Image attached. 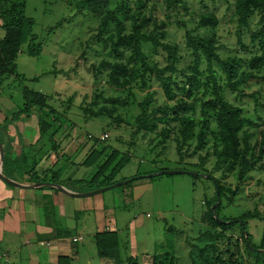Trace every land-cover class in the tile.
I'll use <instances>...</instances> for the list:
<instances>
[{
	"label": "rangeland",
	"instance_id": "1",
	"mask_svg": "<svg viewBox=\"0 0 264 264\" xmlns=\"http://www.w3.org/2000/svg\"><path fill=\"white\" fill-rule=\"evenodd\" d=\"M80 1L82 0H25L24 14L33 19L32 33L36 37L35 43H41V48L37 55H29L27 45L21 46L15 64L17 73L21 74L22 77L9 75L2 80L0 102L8 98V100H12L21 106L23 102L22 87L44 94L48 107L53 108L57 115L60 114L58 122L63 126L61 131H67L65 138L63 135L58 143H61V146H66L63 151L67 148L78 151L81 157L77 163L81 162L84 155L91 149V142H94L88 137V134L97 139L100 138L99 143L95 145L99 151L103 150L100 160L89 166L83 165L77 168L73 166L75 178H83L87 170H90L91 174H88L86 179L90 178L96 171V164L103 162L112 150L117 151V156L110 164V169L124 154L128 153L129 159L112 174L111 184L129 180L135 177L137 173L148 172L146 174H149L156 167L199 173L198 176L188 173L154 176L143 179L142 185L137 187L124 184L92 195L104 200L103 227L107 226L117 232L121 258L133 257L131 264H152L153 256L168 253L177 259V264H190L188 255L190 243L195 241L199 231L206 228L202 218L206 209L205 203L210 202L213 196L214 178L209 179L203 176H207V174L203 172L202 168L193 165V162L198 161L197 155L192 156L191 159L186 158L183 162H178L175 145H173L174 141L171 139L175 129L178 128L175 121L169 122L168 126L173 130H171L170 138L166 143L167 147L163 153L160 152L162 150L161 144L154 147L157 141V139H153L154 134L144 137L132 136L131 124L139 112L135 103L143 100L149 92L152 93L155 101H163L161 88L154 81L149 87L142 89L134 84L131 90L136 97L135 103L118 106L112 116L103 118H88L86 116L82 107L94 100H96L97 106L103 104L108 106L110 105V102L107 101L108 98L118 96L125 98L128 95V89L115 88L107 84L104 73L99 78H94L92 70L98 67L101 61L124 60L114 59L115 55L109 43H103L99 40L97 36L98 18L87 8L81 7ZM120 1L110 0V7L113 9ZM183 1L186 8L178 6L175 11L166 9L164 0L146 1L147 8L155 4L153 13L157 14L158 19H164L168 24L166 27L167 38L179 46L181 59L178 62V68L187 73L186 67L193 60L192 55L183 45L182 26L195 27L200 15L207 13L214 14L218 22L214 32L217 36V53L220 59L234 57L238 47L235 36L233 0L227 2L222 0ZM3 34L4 31L0 28V37ZM106 36L107 34L104 33L100 37L103 40ZM144 48L148 51V44H144ZM150 54L154 61L157 60L160 65L163 64V54L160 51L156 55ZM204 66V63L200 64L201 69ZM217 69L219 70L218 67ZM174 76L176 82L181 86L185 81L183 75L177 73ZM224 91L228 99L242 106L248 117L254 120L256 125L248 128V132L252 134L253 139L258 140L259 147L264 150V83H253L249 87H244L246 93L259 91L256 95L257 103L251 97L245 96L242 99L235 97L236 93L227 88H224ZM174 92L178 96L182 94L180 90L176 89V85ZM173 103L174 100L172 99L170 104ZM116 116L121 118V126L119 127L115 126L114 118ZM195 118L197 121L200 119L199 105L195 107ZM27 119L26 123L23 120L19 121L16 130L17 132L18 130L22 131L25 127V132L32 142L30 144L33 146L30 148L33 152L31 155L37 159L41 158L42 161L43 156H45V149L50 152L47 157L53 155L52 144L46 137H41L39 140L36 114H32ZM67 124H74V126L69 129ZM200 128L201 124L198 123L194 137L189 141L192 146L197 143L196 133ZM104 133L107 136L102 137ZM59 136L61 137L60 133H57L55 140L58 141ZM25 142L29 144L28 141L25 140ZM211 145L212 140H209L200 149V152L204 155L206 151H211ZM55 146L56 148L59 147L56 143ZM261 156V160H264V153ZM155 157L157 163L153 164L152 161ZM214 160V156L209 155L204 168L212 170ZM68 166L67 164L66 167L68 168ZM66 172L63 170L61 177ZM212 173L216 178L221 174L220 170H214ZM143 176L146 175L143 174ZM221 183L230 186L232 190L236 187V182L231 175L226 177L224 181L222 180ZM73 185L81 190L88 188L85 183ZM89 197L91 196L87 198ZM44 206V213L48 218L49 214L51 215L52 204L47 200ZM97 213L95 209L76 211L72 229L81 233L83 240L78 243V254L71 264H115L112 259L97 255L93 235L90 234L91 231H98L95 229L98 224ZM246 213L253 214V216L245 218L244 232L249 238L248 249L255 255L247 257L244 253V260L246 264L248 262L252 264L256 259L257 264H262L261 259L264 257V171L253 170L249 172L248 179L239 185L237 193L233 195L228 193L223 196L217 209V215L220 219L239 217ZM2 216L5 219V214L0 211V217ZM14 218L17 216L14 215ZM47 218H45L46 221ZM239 224L240 221L233 224L234 229L228 230L227 234H232L233 238L239 237ZM17 228L20 231L15 245L19 251L15 250L14 246L12 249L7 248L10 242L0 239V254L9 250L12 253L9 262H4L0 256V264H46L49 249H44L37 241V237L31 231V224L27 221H21ZM25 239L31 245H26ZM80 240L78 239V241ZM44 244L49 246L48 242ZM28 247L36 249L30 256L26 253ZM251 249L256 250V253ZM127 262L126 260L122 264H127Z\"/></svg>",
	"mask_w": 264,
	"mask_h": 264
},
{
	"label": "trees",
	"instance_id": "2",
	"mask_svg": "<svg viewBox=\"0 0 264 264\" xmlns=\"http://www.w3.org/2000/svg\"><path fill=\"white\" fill-rule=\"evenodd\" d=\"M146 1L121 0L113 9L110 7V0H82L79 2L81 7L87 8L98 18L97 36L99 40L109 43L115 55L114 59L124 60L101 61L98 67L92 70L94 78H99L104 73L107 84L115 88L128 89V95L125 98L119 96L108 98L107 101L110 102L108 106L106 104L97 106L96 100H94L82 107V110L88 118L110 117L116 112L118 106L135 103L136 97L131 90L134 84L142 89L149 87L152 81L158 83L163 101H155L152 93L149 92L143 100L135 103L139 112L131 124L132 136L144 137L154 134L153 139H157L154 147L161 144L160 152L163 153L167 147L166 143L170 138L171 130H173L168 126L169 122L175 121L178 128L175 129L171 139L174 141L178 162L197 155V162L191 160L193 165L202 168L203 172L208 175L207 178H214L215 181L212 199L205 203L206 209L202 218L206 228L199 231L195 241L190 243L188 250L190 264H246L244 253L247 257L255 254H252L248 249L249 238L244 232V220L253 214L246 213L239 217L220 219L217 209L223 196L228 193L231 195L237 193L239 185L248 179L249 172L264 171V160H261L264 150L259 147L258 140L253 139L252 134L248 132V128L255 126L256 123L251 117H248L242 106L225 96L224 88L235 92V97L240 99L245 96L251 97L257 103L256 95L259 91L246 93L244 87H249L253 83H264V0H233L235 36L238 47L234 57L220 59L217 53V36L214 28L218 22L214 14L200 15L193 28L183 25V45L193 57L192 63L186 67L187 73L178 68V62L181 59L179 46L167 38V22L164 19H158L157 14L153 13L155 4L147 8ZM24 5L25 0H0V28L4 31L3 36L0 37V84L9 75L22 77L16 71L15 60L23 44L27 45L29 55H37L40 52L41 43H35L36 37L32 33L34 21L25 16ZM164 5L166 9L173 11L178 6L186 8L183 0H164ZM127 27L129 28L127 29ZM104 33L107 36L102 40L100 36ZM144 44H148V51L144 48ZM159 51L163 54L162 65L157 60L154 61L150 54L156 55ZM201 63L205 64L203 69L200 68ZM177 73L182 74L185 78L181 86L175 80L174 75ZM175 85L176 89L182 92L179 94L180 96L174 92ZM22 95L21 106L10 100V108H0V119L2 120L0 132L8 135V124L21 120L26 121L32 114H36L39 139L46 137L52 144L51 149L55 150L54 136L60 133L65 138L67 132L61 131L63 126L58 122L60 114L57 115L53 108L48 107L44 94L22 87ZM172 99L174 103L170 104ZM196 105L200 107L199 121L195 118ZM114 121L116 127L121 126L119 116H116ZM198 123L201 124V128L196 133L197 143L192 146L189 141L194 137ZM211 124L213 125L211 126ZM66 126L71 129L74 124ZM88 135L94 142H91V149L81 160V164L87 166L100 160L103 153V150L99 151L95 147L100 138ZM104 135L107 136L104 133L102 137ZM209 140H212L211 151L208 150L203 155L200 149ZM0 141H2L1 138ZM10 146L11 138L5 144V150ZM209 155H213L215 159L212 170L204 168ZM116 156V150L110 151L103 162L99 161L101 163L96 164V171L90 179L84 181L72 180L71 177L63 180L60 170H54L51 174H47L45 171L42 174H37L38 170L36 169L39 168L41 158L37 159L32 155L30 162L28 153L24 152L11 157L10 152L6 151L3 156V171L9 176L12 171H16L20 176L27 173L32 183L51 182L61 185H64L65 181L85 183L89 189L84 191H87L112 183V174L129 159L128 153L124 154L110 169V164ZM152 162L153 164L157 163L156 157ZM161 169L156 167L150 172ZM214 170H220L219 177H214L212 173ZM146 173L148 172L137 173L125 184L133 185L140 179L154 177L143 176ZM141 174L142 176H139ZM229 175L236 182V187L233 190L230 186L221 183ZM48 187L53 188L51 186L44 188ZM217 200L218 204L214 212H211V206ZM239 219L242 220L238 229L239 237L233 238V235H228L227 231L234 229L233 224H237ZM227 221L230 222L226 223ZM63 234L71 236L72 230H65V232H61L62 236ZM92 237L98 256L110 258L115 264L125 263L126 260L127 264L133 262L131 256L120 257L119 239L115 230L106 228L95 232ZM76 242L78 240H73L71 243L70 256L58 257V264L72 263L78 254ZM255 260L252 264H257ZM261 261L264 264V257ZM152 264H177V259L173 255L163 253L153 256Z\"/></svg>",
	"mask_w": 264,
	"mask_h": 264
},
{
	"label": "crops",
	"instance_id": "3",
	"mask_svg": "<svg viewBox=\"0 0 264 264\" xmlns=\"http://www.w3.org/2000/svg\"><path fill=\"white\" fill-rule=\"evenodd\" d=\"M1 107L10 108V100L6 98V100L0 102V108ZM26 121L23 122L26 123ZM1 122L2 120L0 119V123ZM18 122L8 124V135L0 132V138L2 139V141H0L1 148L4 154L6 151L10 152L11 157L18 156L21 154V152L28 153V158H30L29 160L31 162V153L33 152L30 148L33 146L30 143L32 142L25 132V127L24 130H18L19 133L17 132L16 128ZM9 138H11V146L5 150V144L9 142ZM25 140L28 141L29 144H26ZM58 142H60V140H56L55 143L58 144L59 147H57L55 150L51 149L53 151V155L51 154V156L47 157L50 152H47V149H45L47 154L45 152V156H43L41 164L39 165V167L42 169H36L38 170L37 174H42L44 171L47 174H51L54 170H60V173L62 174V171L66 170V174L61 177L63 180L67 179L68 177H71L72 180H89L90 178L86 179V177L88 174H91L90 170L85 172L83 178H75L74 176L72 167L75 166L77 168L83 166L81 162L77 163L78 159L81 157V155L78 154V151L73 148H67L65 151H63L66 146H61V143ZM50 163L52 164L50 167H48ZM67 164L69 165L68 168L66 167ZM3 174L7 179L21 184H35L34 182H30L29 175L27 173L23 176H20L16 173V171H12V173H9V176L3 171ZM142 182L143 179L135 181L133 183V187L142 185ZM73 184L80 183L65 181L64 185H62L72 192H85ZM44 187L47 186L37 188L16 187L0 178V211L5 214V219L3 216L0 217V239L10 242L7 248L12 249L14 246V249L19 251L17 245H15L17 244L18 232L20 231L17 227H19L21 221H27V223L31 224V231L33 232V235L37 237V241H39L44 249H49L47 251L46 264H58L57 259L59 256H70L73 238H82L80 241L76 242L77 244L83 240L82 234L72 229L74 226L73 218L76 214V211L80 209H95L96 212H98V224L95 229L101 231L106 228L109 229V227H103L105 213L103 198L98 196H91L89 198L73 197L59 191L58 189ZM47 200H49L52 204L50 211L51 215L48 213V218L44 213V203L47 202ZM14 215L17 216V218H14ZM51 216H53V218H51ZM45 218L48 220L46 221ZM65 230H72L71 236H64V234L62 236L61 232H65ZM95 232L91 231L90 234L93 235ZM46 242L49 243V246H45L44 243ZM25 244L31 245L28 240L25 241ZM34 250L36 249L28 247L26 249L27 255L30 256L32 253H34ZM11 254V250H9L7 252H2L0 256L4 259V262H9ZM40 254L43 255V253ZM42 259L44 260L43 257Z\"/></svg>",
	"mask_w": 264,
	"mask_h": 264
},
{
	"label": "water",
	"instance_id": "4",
	"mask_svg": "<svg viewBox=\"0 0 264 264\" xmlns=\"http://www.w3.org/2000/svg\"><path fill=\"white\" fill-rule=\"evenodd\" d=\"M3 156H4V152H3L2 148H1V144H0V178L3 181H5V182H7L13 186H16V187H23V188H33L34 187V188H37V187H43V186H51V187L58 189L59 191L65 193L69 196L82 198V197H88V196L96 195L98 193H102L106 190L112 189L113 187H118L120 185H123V184L127 183V181H128V180H125V181L117 182V183L107 185V186H103V187H100V188H97L95 190L88 191V192H72L61 184H56V183H51V182H38L35 184L26 185V184L18 183V182L13 181V180H9L4 176V174H3ZM182 173H188V174H191L194 176L200 175L197 172L186 171V170H182V169H175V170L162 169V170H159L156 172L146 174V176L151 177V176H159V175H164V174H182ZM203 176L208 177V175L207 176L203 175ZM217 204H218V200L211 206V212H214V209L217 206ZM239 221H240V223L242 222L241 220H239ZM247 244H249V243H247Z\"/></svg>",
	"mask_w": 264,
	"mask_h": 264
},
{
	"label": "built area",
	"instance_id": "5",
	"mask_svg": "<svg viewBox=\"0 0 264 264\" xmlns=\"http://www.w3.org/2000/svg\"><path fill=\"white\" fill-rule=\"evenodd\" d=\"M104 136H106V135H104ZM78 239H81V237H78V238L75 237V238H73L74 241H77Z\"/></svg>",
	"mask_w": 264,
	"mask_h": 264
}]
</instances>
